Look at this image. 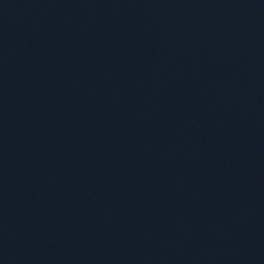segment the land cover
<instances>
[{"label":"water","instance_id":"95a60500","mask_svg":"<svg viewBox=\"0 0 264 264\" xmlns=\"http://www.w3.org/2000/svg\"><path fill=\"white\" fill-rule=\"evenodd\" d=\"M105 141L168 264H264V0H4Z\"/></svg>","mask_w":264,"mask_h":264}]
</instances>
